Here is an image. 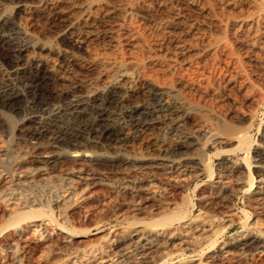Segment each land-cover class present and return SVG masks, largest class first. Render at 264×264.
<instances>
[{
    "label": "bare ground",
    "instance_id": "1",
    "mask_svg": "<svg viewBox=\"0 0 264 264\" xmlns=\"http://www.w3.org/2000/svg\"><path fill=\"white\" fill-rule=\"evenodd\" d=\"M183 1L199 17H211L214 27L224 28L226 39L201 31L196 21L148 29L101 0H0L18 10L49 9L60 41L53 47L33 46L24 40L16 18L0 13V115L23 117L28 146L15 178L0 168V204L9 220L0 234L13 231L5 239L0 236V264H25L37 243H44L49 253L56 248L60 258L51 259L47 252L36 264H241L243 256H264V232L254 229L258 223L229 241L219 240L214 225L229 227L237 218L264 215V152L223 154L215 177L214 168L187 155L186 149L195 147V137L185 129L188 112L170 100L174 93L196 105L218 101L222 94L230 99L231 93L243 95L250 75L264 80V63L257 66L252 60L264 61V0H215L219 14H211L201 0ZM232 45L244 49L240 60ZM164 131L184 136L157 147L149 165L90 152L120 151ZM245 139L229 142L240 147ZM154 146L149 147L156 151ZM103 163L111 166L112 183L135 214L160 197V177L184 186L215 177L211 188L216 195L204 198L203 215L137 223L111 233L100 246L75 249L77 236L63 227L51 229L56 220L52 214L36 216L40 201L31 188L53 194V179L64 176L62 195H50L62 215L77 196L86 197L108 180L99 169ZM238 202L244 207H236ZM209 217L213 224L203 219Z\"/></svg>",
    "mask_w": 264,
    "mask_h": 264
},
{
    "label": "rangeland",
    "instance_id": "2",
    "mask_svg": "<svg viewBox=\"0 0 264 264\" xmlns=\"http://www.w3.org/2000/svg\"><path fill=\"white\" fill-rule=\"evenodd\" d=\"M101 1L105 2L110 7L116 8L126 20H131L132 23L136 24L143 22L142 25L148 29L156 27L164 28L166 24L175 23L176 21L177 23L184 22L186 24H192L196 21L197 27L208 35L217 37L221 41H224L227 37L224 28L213 26L210 21L211 17H199L195 14L194 10L190 8V4L183 0ZM201 3L206 8H212L213 12H211V14L221 13V10H219L220 5L215 0H201ZM0 13L6 16H14L16 18V25L20 28L24 40L30 42L33 46L37 45V43L38 45L45 43L48 46L53 47V45H56V42H60L57 35L59 28L54 23L53 16L50 15L51 12L49 9L21 8L18 10L15 5L4 3L0 5ZM96 42L107 41L97 40ZM232 46L233 50L235 49L237 52L234 51L236 57L239 59L240 56H238V53L241 52L244 54V49L240 45ZM32 55L27 53L26 56L30 58ZM252 60L255 64H258L257 66H263L264 61L260 57H254ZM240 62L243 63V61ZM243 68L246 69L248 67L243 66ZM257 70H260V68H257ZM263 81L264 80H260L252 74L249 76L246 87L247 89L243 95L236 96L233 93H228L230 94V99H226L221 97L223 96L222 94L219 97L217 96L218 101L212 99L206 102V104L201 103L200 105H196L192 102H188L181 96H178L177 93H174L171 97L170 100L172 102L179 103L183 110L188 112V116L185 119V129L189 132V137H195L191 140L195 143V147L187 148V155L191 158L205 162L209 170L214 168L215 177L218 175V163L223 154L242 153L241 156L251 157L256 150L264 152V148H259L260 146L264 147ZM0 116V168L9 172V176L13 174L12 178H15L14 173L17 168L21 166L28 151V146H26L27 140L24 136V131L22 130L23 117L9 113ZM155 133L156 134L153 136H148V138L142 137L140 141L120 151H106L101 148H94L91 149L90 152L108 157H131L130 159L135 160V164L138 166H145L149 165L158 155L157 147L162 146L164 143H172L182 140L184 136L183 134L174 131L159 132L158 135L157 132ZM239 136H244L246 138L245 143L240 147L236 143L229 142V140ZM152 143H155L156 146H154V148H156V151L149 147ZM212 144L215 146L214 149L210 146ZM99 169L101 173L108 178V180H105V183L108 181L110 182L96 186L88 192L84 198L77 196L76 200L78 201H76L74 205L72 204L70 208L67 209L66 213H63L62 215H59L58 211L60 209L56 208L52 201L53 198H51L50 201V195L51 197H54V199L57 195H62L61 193H63L66 188V180L64 176L59 177V179H53V186L55 184V189L53 190H55L54 192L57 194L42 190L40 187H26L27 190L31 188L33 191L28 190V192L31 191L34 193L37 202L40 201L37 208V210H39L38 213L40 214L36 213V216L43 215L44 213L52 214L53 218L55 217L54 220H56L52 223L51 229L56 230L63 227L71 234L77 236L74 240L75 249L89 247L91 243L92 246H100L110 237L111 233L128 230L137 223L152 225L159 221L168 220L169 218L173 219L183 216L184 218L188 217L189 219H192L199 215H203L202 213L206 211L205 205L203 204L204 198L209 196V198H211L210 200H213V196L215 197L216 195L215 191L211 188L215 177L212 178L211 176H207L202 178L198 185L196 183H191L187 186H184L181 182V185H176L173 180L169 181L164 177H160L161 181H159L160 184L158 186H162V188H158L159 191L161 190L160 197H157L151 204L143 205L141 207L142 210L135 214L136 212L132 210L133 208L130 204H126L127 201L125 202V200L128 199H124L119 191L116 190L117 188L115 184H113L114 176L111 166L108 163H103V165L99 166ZM209 175H211V173H209ZM61 183H63L65 187L63 184L61 185ZM31 192L30 194H32ZM236 207L243 208L244 205L241 202H238ZM2 208L4 209V206L0 204V233L4 229L3 226L6 225V228L8 225L7 223L9 222L8 218L4 217V210ZM130 216H132L131 219L129 218ZM259 217L252 213L250 214L249 219H247L248 221L242 217L237 218L236 223L229 227L227 225H217V223H214L215 228L220 232V235L218 236L219 240L229 241L237 234L243 232L245 227H254L253 223L259 224V226L258 224L255 225V231L261 233L264 232V215ZM203 219H207L206 221L208 224L213 221V218L210 217ZM12 233L13 231L11 230L7 234H0V236L5 239ZM87 243L90 244L85 246ZM45 246L44 243L34 244L30 254L25 260V264H36L41 259V256H44L48 252ZM55 252L58 253V250L52 248L51 253L48 252L50 254L49 258L59 259L60 257L56 255ZM200 254L201 253L199 252L198 255ZM33 259L34 261H32ZM239 262L241 264H264V256H243L239 259Z\"/></svg>",
    "mask_w": 264,
    "mask_h": 264
}]
</instances>
